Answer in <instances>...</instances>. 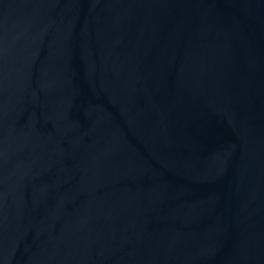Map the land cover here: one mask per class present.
Here are the masks:
<instances>
[{
  "label": "water",
  "instance_id": "water-1",
  "mask_svg": "<svg viewBox=\"0 0 264 264\" xmlns=\"http://www.w3.org/2000/svg\"><path fill=\"white\" fill-rule=\"evenodd\" d=\"M0 264H264V0H0Z\"/></svg>",
  "mask_w": 264,
  "mask_h": 264
}]
</instances>
